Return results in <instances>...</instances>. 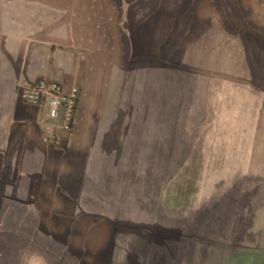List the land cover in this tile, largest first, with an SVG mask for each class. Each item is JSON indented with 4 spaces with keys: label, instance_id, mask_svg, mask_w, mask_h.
I'll list each match as a JSON object with an SVG mask.
<instances>
[{
    "label": "crops",
    "instance_id": "0c3cea01",
    "mask_svg": "<svg viewBox=\"0 0 264 264\" xmlns=\"http://www.w3.org/2000/svg\"><path fill=\"white\" fill-rule=\"evenodd\" d=\"M258 173L264 0H0V264H264Z\"/></svg>",
    "mask_w": 264,
    "mask_h": 264
},
{
    "label": "built area",
    "instance_id": "2783aa9c",
    "mask_svg": "<svg viewBox=\"0 0 264 264\" xmlns=\"http://www.w3.org/2000/svg\"><path fill=\"white\" fill-rule=\"evenodd\" d=\"M19 94L40 114L43 143L49 148L63 146L75 126L79 90L74 87L66 92L61 83L42 80L32 85H19Z\"/></svg>",
    "mask_w": 264,
    "mask_h": 264
},
{
    "label": "rangeland",
    "instance_id": "374dc122",
    "mask_svg": "<svg viewBox=\"0 0 264 264\" xmlns=\"http://www.w3.org/2000/svg\"><path fill=\"white\" fill-rule=\"evenodd\" d=\"M254 196V209L256 213V237L259 239L257 245L264 244V174L258 173L251 177L247 185Z\"/></svg>",
    "mask_w": 264,
    "mask_h": 264
}]
</instances>
